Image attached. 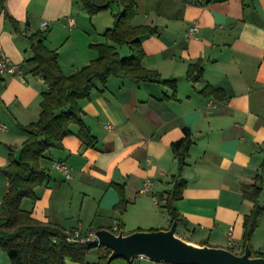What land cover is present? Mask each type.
<instances>
[{"label":"crops","instance_id":"1","mask_svg":"<svg viewBox=\"0 0 264 264\" xmlns=\"http://www.w3.org/2000/svg\"><path fill=\"white\" fill-rule=\"evenodd\" d=\"M135 1L131 23L156 31L140 36L142 64L162 79H175L174 95L171 86L156 81L116 76L104 86L96 81L90 98L79 101L82 121L96 141L86 145L78 126L71 124L62 148L48 149L41 160L48 176L35 188L37 197L24 198L21 205L66 232L113 231L119 223L125 233L168 228L164 202L178 173L170 145L183 136L185 126L193 143L180 170L186 185L176 202V232L196 244L240 252L243 218L252 207L243 190L255 183V176L261 179L259 202L264 205V0ZM113 4L109 13L103 9L90 16L80 0H0V56L22 65L32 55L26 35L45 29L44 43L58 52L62 72L70 74L97 56L90 43L107 41L103 32L120 10ZM8 16L17 20L18 30ZM193 23L196 35L185 37ZM114 45L122 56L130 54L127 45ZM197 59L202 75L189 80L188 64ZM23 74L24 80L0 74V122L5 125L0 168L10 148L18 154L27 137L20 125L37 120L46 88L40 76L26 68ZM206 84L220 88L225 97L200 92ZM56 160L70 166L69 178L53 166ZM147 178L152 184L141 190ZM113 183L124 184L122 212L114 207L119 195ZM7 188L0 171V203ZM230 227L234 244L228 242ZM249 246L264 255V213ZM89 254L94 257L88 259ZM99 254L93 247L85 263L65 257L63 264H94Z\"/></svg>","mask_w":264,"mask_h":264},{"label":"trees","instance_id":"2","mask_svg":"<svg viewBox=\"0 0 264 264\" xmlns=\"http://www.w3.org/2000/svg\"><path fill=\"white\" fill-rule=\"evenodd\" d=\"M88 15L108 8L112 3L120 10L116 12L113 25L103 32L106 42L90 43V47L97 52V56L87 64L70 74H64L58 63V52L44 43L45 29H37L26 36L30 41L32 55L20 65L23 73L25 68L32 75L40 76L46 85L41 92L40 112L36 121L20 125L27 137L22 142L18 155H14L10 148L8 162L0 168L7 178L8 188L1 199L0 211V247L8 256L10 264H63L65 257L72 261L85 263L87 252L97 247L100 254L94 264H110L107 260L110 249L96 241L87 242L67 237L73 230L65 231L61 226L49 221H41L32 216L31 210L23 208L24 198L31 201L37 195L35 188L46 181L48 171L41 160L46 157L45 152L51 148H62L63 137L71 132L70 125L78 126L77 135L86 145H92L96 137L82 121L80 100L90 98L92 90L104 86L110 76L119 78H134L138 81H156L167 84L176 91L175 79H162L158 71L146 68L142 64L144 52L140 36L155 33V27L148 24H132L135 16V0H80ZM14 28L18 30V22L8 16ZM109 41V42H108ZM112 42V43H110ZM114 44L127 45L130 54L122 56ZM203 72L201 59L188 64L186 78L194 80ZM200 92L224 98L225 93L220 88L206 84ZM183 136L170 145L178 162V173L171 190L165 197L164 207L170 216V221L179 223L180 217L176 202L182 197L186 180L180 176V170L185 164V156L193 143L191 131L183 127ZM257 179V180H256ZM119 200L115 208L120 212L126 208L124 184L113 183ZM261 179L243 190L244 197L252 201L251 210L243 218V237L240 252L250 245V239L257 226L258 217L264 213V205L259 202L261 193ZM123 230L119 223L113 230ZM154 230V229H149ZM84 235L83 232L79 231ZM232 250V248L227 247ZM251 255L264 256L259 251L251 249ZM132 263V261H129Z\"/></svg>","mask_w":264,"mask_h":264},{"label":"water","instance_id":"3","mask_svg":"<svg viewBox=\"0 0 264 264\" xmlns=\"http://www.w3.org/2000/svg\"><path fill=\"white\" fill-rule=\"evenodd\" d=\"M94 235L98 244L110 249L108 261L117 257L132 261L143 256L172 264H264V256L251 255L248 244L242 253H236L226 247L191 242L177 234L176 222L165 229H140L128 233L97 228Z\"/></svg>","mask_w":264,"mask_h":264},{"label":"built area","instance_id":"4","mask_svg":"<svg viewBox=\"0 0 264 264\" xmlns=\"http://www.w3.org/2000/svg\"><path fill=\"white\" fill-rule=\"evenodd\" d=\"M45 23H41V25H44ZM198 31V26L196 23H193L188 27V29L185 31L184 35L185 37H193L196 35ZM9 73L12 75H15L19 77L21 80H24V74L21 69L20 64L14 63L11 60H9L5 56H0V74ZM5 125L0 122V129H4ZM53 166L59 169L66 178H69L71 176V170L70 166L63 160H56L53 162ZM152 181L150 179H145L143 182V186L141 190H147L151 186ZM232 228L230 227L228 231V242L230 244H234L232 237H231ZM67 240L74 241V240H80V241H87V242H97L96 236L93 233L88 234H81L79 231H74V233L67 237ZM98 243V242H97ZM142 258L143 256H137Z\"/></svg>","mask_w":264,"mask_h":264},{"label":"rangeland","instance_id":"5","mask_svg":"<svg viewBox=\"0 0 264 264\" xmlns=\"http://www.w3.org/2000/svg\"><path fill=\"white\" fill-rule=\"evenodd\" d=\"M115 6H116V4H113L112 8H115ZM103 11H106V12L109 13L110 8L105 9ZM0 211H1V203H0ZM92 253H95V252H92ZM93 257H94V255H91V254L88 255V259L93 258ZM9 263L10 262H9L7 254L0 247V264H9ZM111 264H127V261L125 259L121 258V257H117V258H114L112 260ZM132 264H172V263H167V262H163V261H153V260H150L148 258H140V259H138V257H135Z\"/></svg>","mask_w":264,"mask_h":264}]
</instances>
